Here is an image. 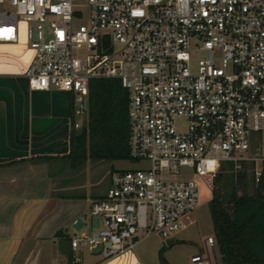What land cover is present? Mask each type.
Returning a JSON list of instances; mask_svg holds the SVG:
<instances>
[{"label": "built area", "instance_id": "built-area-1", "mask_svg": "<svg viewBox=\"0 0 264 264\" xmlns=\"http://www.w3.org/2000/svg\"><path fill=\"white\" fill-rule=\"evenodd\" d=\"M22 31L33 51L29 87L73 93L74 128L85 119L89 81L120 80L129 155L150 162L111 172L88 206L102 226L67 234L73 264L84 250L110 259L132 252L142 232L166 242L192 225L198 177L223 162H246L254 183L264 182L256 158H243L264 129V0H0V43H17ZM81 48L91 54L77 56ZM183 167L193 178L176 177ZM216 247L207 236L191 264H219Z\"/></svg>", "mask_w": 264, "mask_h": 264}, {"label": "crops", "instance_id": "crops-1", "mask_svg": "<svg viewBox=\"0 0 264 264\" xmlns=\"http://www.w3.org/2000/svg\"><path fill=\"white\" fill-rule=\"evenodd\" d=\"M31 57L24 31L17 43H0V264H41L39 249L46 241L53 248L42 264H73L64 235L81 212L83 199L51 194L58 181L50 182V176L59 167L54 170L49 163L63 158L57 148L69 137L74 94L31 89L24 76ZM170 240L162 254L165 264H181L170 259L181 247L192 252L191 264L200 243L177 233L165 243ZM214 253L222 264L217 247ZM97 264L147 263L133 250Z\"/></svg>", "mask_w": 264, "mask_h": 264}, {"label": "trees", "instance_id": "trees-1", "mask_svg": "<svg viewBox=\"0 0 264 264\" xmlns=\"http://www.w3.org/2000/svg\"><path fill=\"white\" fill-rule=\"evenodd\" d=\"M57 148L70 167L87 160L132 159L128 148V92L117 78H93L88 84L85 125L73 127ZM112 172L115 169H111ZM200 201H206L222 264H264V182L254 183L252 165L223 162L218 171L198 177ZM60 234V232H57ZM64 239L69 242L67 235ZM158 251L161 264H165ZM71 263V250L68 252Z\"/></svg>", "mask_w": 264, "mask_h": 264}, {"label": "rangeland", "instance_id": "rangeland-1", "mask_svg": "<svg viewBox=\"0 0 264 264\" xmlns=\"http://www.w3.org/2000/svg\"><path fill=\"white\" fill-rule=\"evenodd\" d=\"M10 8V7H9ZM84 18H80L77 23H82ZM117 44L114 45L116 49ZM77 56L82 58L88 57L91 54L90 51H87L85 48H81L75 52ZM197 56H194V61L197 60ZM243 158L245 159H255L257 167L261 170H264V129L260 132L254 133L252 137V144L249 151L243 153ZM50 168L55 170V167L58 166L59 170L56 174H51L50 182H57L58 184L53 187L51 194L53 196L59 195V197H81L83 200L81 203V212L76 215L77 222L75 224L70 223L66 229V233L81 231L84 229H89L90 225L93 228H99L102 226L100 219L97 217H92L89 214L88 206L90 202L103 195L106 190L109 188L110 174L112 168L115 170L122 169H146L150 167V162L148 160H136V159H126V160H87L83 165L76 168L70 167L69 161L67 158H61L59 161H52L49 163ZM179 174H176L178 178H193V171L191 168L183 167L179 169ZM55 173V172H53ZM162 176L170 177L172 174L169 171H163ZM192 218L194 223L177 233V235H182L183 237H188L193 239V241L200 243L201 246L196 247L193 252L206 253L205 247H202L204 238L209 234L214 233V227L212 218L209 211L208 202L200 201L197 209L192 213ZM170 243L163 242L160 237L156 234H145L142 232L138 238L137 243L134 248L135 252L141 257L144 258L147 264H156L158 262V248L164 246L166 247L173 242L170 240ZM52 245L46 241L41 245L39 253L41 254V264L42 259L46 260L51 255ZM182 250L174 251L173 258H170L171 261H181V264L187 263L190 264V254L188 253L189 247H181ZM97 250L94 251L96 253ZM164 253V250L162 254ZM71 255H78V253L71 252ZM182 256V258H181ZM83 264H97L104 260L101 254H92L86 250L83 251L81 255ZM50 258V257H49ZM46 261L47 263H49ZM46 263V264H47Z\"/></svg>", "mask_w": 264, "mask_h": 264}, {"label": "water", "instance_id": "water-1", "mask_svg": "<svg viewBox=\"0 0 264 264\" xmlns=\"http://www.w3.org/2000/svg\"><path fill=\"white\" fill-rule=\"evenodd\" d=\"M25 36V35H24ZM32 55H33V51H32ZM32 58V57H31ZM31 60V59H30ZM30 62V61H29ZM29 64V63H28ZM28 66V65H27ZM83 125H85V122H83ZM75 219V218H74Z\"/></svg>", "mask_w": 264, "mask_h": 264}]
</instances>
